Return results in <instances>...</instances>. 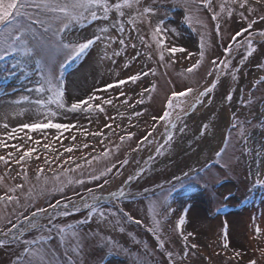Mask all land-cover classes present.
I'll return each instance as SVG.
<instances>
[{"label":"rangeland","instance_id":"obj_1","mask_svg":"<svg viewBox=\"0 0 264 264\" xmlns=\"http://www.w3.org/2000/svg\"><path fill=\"white\" fill-rule=\"evenodd\" d=\"M111 2L115 3L116 0ZM199 2L200 0H140L139 9L142 11L145 7L152 8L153 14L139 16L135 7L125 8L124 17H119L113 11L109 13L110 19L104 20L103 13L98 12L100 18L97 20L92 21L89 17L79 24H72L65 31V42L80 43L93 39L94 36L101 38L59 80L64 88V101L70 106L89 96H98L100 100L89 102L93 105L101 104L105 111L59 115L53 118L54 122L76 125L75 128L62 130L60 133L54 129L31 133L25 129L24 132L16 133L19 137H25V133H28L33 140L41 139L42 143H50L57 152H63V148L70 145L79 147L72 153H64L58 160H55L56 153L46 152L41 146L38 153L23 166L14 162L8 165L0 162V177L3 178L0 181V196L8 194L18 199V203L0 202V232L3 234L11 228L8 221L17 225L9 236L1 237L8 240H3L4 243L0 245V264H29L30 260L31 264H248L250 260H255L256 264H264V255L261 254L264 239L255 238V227L263 219L260 207H249L246 223L241 218L243 209L237 210L240 228L231 216H216L211 209L212 205L220 201L222 194H230L227 202L234 203L248 189L257 187L254 185L257 172L264 178V37L259 35L264 32V20L260 19L264 16V3L248 0V5L243 9L238 5H231L233 11L229 17L227 11H221L223 0H212L211 9L201 7ZM179 4L187 11L179 7ZM248 8L254 10L249 11ZM241 12L244 14L243 18L240 16ZM214 14L217 15L215 20L212 19ZM130 17H136L135 24L129 23ZM120 20L123 21V32L119 27L113 26ZM253 20L255 23L252 28L233 42L231 37L247 28L248 23ZM160 21H163L164 32L154 37L153 32ZM213 24L220 26L218 38L212 33ZM58 26L54 25V28ZM105 27L108 32L102 33L101 29ZM37 32L39 35L43 33V29L37 26ZM43 35V41L34 42L37 48L35 56L25 62V57L18 55L8 63L10 71L0 68L2 80H9V83L0 84L2 138L7 139L4 134L13 128L18 129L25 123L45 119L42 115L38 117L37 112H46L47 109L39 108L35 101H47L51 93H37L29 89L38 85L41 72L47 68H51L56 74L59 63L68 52L54 46L52 32ZM162 38L166 46L186 48L187 52L192 53L191 58L186 59V53L170 56L165 50V60L161 62V48L156 40ZM202 38L207 56L204 53L205 60L197 69L188 73L186 69L200 59ZM249 38L255 49L250 56L245 47V41ZM121 39L125 44L119 43ZM229 44L233 45L231 55L224 52ZM213 60H217L216 65L212 64ZM220 60H229L231 63L228 68H224L219 64ZM13 64L18 66L13 69ZM137 73L148 75H141L135 83L128 81L124 85L106 88L109 84L127 80ZM213 80L215 88L200 97L192 110L183 112L184 107L191 105L190 98L179 100L178 107L167 108L166 111L172 113L170 120L175 128L167 121L153 119L163 114L164 99L169 91L189 86L194 92ZM253 85H256V90L251 89ZM153 87L155 90H152ZM121 92L126 93V96H120ZM142 92L143 97L140 95ZM229 94L231 101L226 99ZM24 97L28 99L24 100ZM141 98L144 102L137 103ZM104 99H111L113 103L102 104ZM124 99L135 107L122 103ZM225 108L229 116L225 120L226 124L220 128V113ZM48 109L64 112L57 109L55 104L48 105ZM136 112L141 115H134ZM204 121H210V125L207 123V130L201 128L199 132ZM232 121H235L234 128L230 131L220 159L216 165L206 167L216 159L217 151L224 143L226 129ZM4 124L8 125L7 129L3 127ZM105 124L111 125V128H106ZM101 130L102 136L82 134ZM150 132L151 136L137 151L127 152L132 141L139 143ZM128 133L135 135L130 140L125 138L121 141L120 137H126ZM169 133L172 140L165 143ZM56 136H60V140H55ZM72 136L76 137L75 141L71 140ZM7 142L25 143L26 138ZM85 143L89 144L88 148L82 147ZM157 148H160L159 154ZM8 151L12 149L0 148V155H6ZM105 151L110 153L107 157L101 155ZM36 155L40 158L36 159ZM123 155H127L125 159L129 161L126 165L123 164ZM69 156L82 167L68 171L65 175V170L75 168V163H63ZM45 157L55 162L46 164ZM87 160H91L90 165ZM116 160L121 161L116 163ZM113 164L116 167L106 177L101 176L99 180L90 178L92 175H100ZM39 169H43V172L37 179ZM25 171L27 180L24 179ZM193 171L201 172L195 177L196 180H187ZM54 173L59 174V181L55 180ZM129 176L132 180L125 184ZM105 179L108 184L101 189L99 185ZM69 180L72 182L69 183ZM77 180H82L83 183H76ZM227 180V184L218 188ZM188 182L202 183L203 191L193 194H181L178 191L169 202L161 200V195L166 190ZM16 185L23 187L15 192L8 191ZM89 189H92V193ZM119 189H123V196H109L110 192ZM127 192L133 196L130 197ZM150 192H156V195L145 199L144 196ZM92 194L103 196L109 203H92ZM51 200H54L51 205H56L59 201V206L55 209L48 206L47 213L36 217L38 223L47 225L49 218L55 217L53 223L56 225L75 227L63 234L53 228L50 233L54 237L50 243L31 245L26 239L15 243L16 237L34 229L28 226L24 217L18 221L15 219L27 216L32 210L36 212ZM84 200L102 209L104 217L99 215V211L92 212L91 208H85ZM65 205L68 207L65 208ZM77 208L79 211H76ZM64 211L70 214L58 215ZM182 215L185 216V223L181 226V231H176L175 221L178 223ZM222 218L231 227L227 234L228 249L223 248V236L219 232ZM58 222L61 223L57 224ZM261 229L264 230L262 227ZM188 233L193 235L185 242L182 237ZM192 244H196L197 248L193 249ZM25 248L41 249L43 257H29ZM234 251L241 252V257L234 258ZM168 253H172L171 257Z\"/></svg>","mask_w":264,"mask_h":264},{"label":"snow or ice","instance_id":"obj_2","mask_svg":"<svg viewBox=\"0 0 264 264\" xmlns=\"http://www.w3.org/2000/svg\"><path fill=\"white\" fill-rule=\"evenodd\" d=\"M202 3L211 9L212 0H202ZM256 3H264V0H256ZM140 0H116L115 3L111 2V0H0V61H5L9 57L15 58L18 55H22L25 57V62L27 59H31L33 56L36 55L37 48L35 47L34 42H41L44 40L43 33L52 32V37L55 38L54 46L57 49L65 50L68 52V61L69 63L75 59L78 58L81 54H83L87 49H89L93 44H95L96 40H99L100 36H94L93 39H87L84 42L77 43L75 41L73 42H65L64 40V33L66 30L69 29V27L72 24H79L85 20H88L89 17L92 21L97 20L100 18L98 16V12L103 13V19L109 20L110 16L109 13L115 11V13L118 14L119 17L125 16L124 9H132L136 8L139 16H147L150 14H153V9L149 7H145L142 11L139 9ZM231 5H238L239 8L243 9L248 5V0H223V2L220 5L221 11H227L228 16L230 17L232 15L233 9L231 8ZM249 11H253L254 9L248 8ZM240 16L243 18L244 14L243 12L240 13ZM41 17H44L42 19ZM212 19H217V15L214 14ZM261 20H264V16L260 17ZM136 17H130L129 23L135 24ZM255 21H250L248 23L247 28H243L241 31H238L231 37L233 42L237 41L238 37H242L244 33L248 32L249 29L252 28ZM54 25H59L58 27L54 28ZM37 26L39 28L43 29V33H40L38 35L37 32ZM114 27H119V30L121 32L124 31L123 21L120 20L118 24H114ZM217 33H219L220 26L217 24ZM102 33H107L108 28H102ZM164 32L163 28V21H160L153 32V36H157L160 33ZM261 37H264V32L259 33ZM247 44V55H252L253 51L255 50L252 47L251 39L249 38L247 41H245ZM121 45L125 44V41L121 39L119 41ZM157 45L160 46L161 51L159 52V60L163 62L165 60V50L170 54V56H175L176 53H186L185 58L190 59L192 56V53L187 52V49L184 47H178L176 45L166 46L164 43V39H158L156 40ZM135 47V45H133ZM204 43L203 38L201 39V51L199 53L200 59L196 60L194 64H192L191 67L187 68L186 71L188 73H191L194 71V69H197L200 64L203 61L204 58V51H203ZM233 51V45L229 44L225 49L224 52L231 55ZM116 55H119V53H115ZM172 63H175V60H172ZM229 60H220L219 64L222 65L224 68H228L230 65ZM213 65L217 64V60L212 61ZM18 64H13L11 68H16ZM64 68V65H61V69ZM5 71H10V69L7 68V66L4 69ZM217 72L220 71L219 67H217ZM154 74V72H153ZM141 75L146 76L148 73H137L135 75H131L127 78V80H119L115 84H109L106 86V88H112L117 87L120 85L126 84L128 81L135 83L137 80L140 79ZM209 75H212L211 72H209ZM235 75H233V79H235ZM264 79V78H262ZM259 83V81L257 82ZM215 83L211 85V87L205 88L203 91L199 92L198 98L205 96L207 93L211 92L215 88ZM36 91L37 93H43L45 91L51 93V95L48 96L47 101L44 99H38L35 101V104L39 108L47 109L46 112H37V116H44V120H37L32 123H25L22 126H20L18 129L13 128L10 132H6L4 136L7 137V139L0 137V148L4 149H12V151H8L6 155H0V162H2L5 165H8L10 162H14L15 164L23 166L28 161H30L34 154L38 153L39 147H43V149L47 151H51L56 153L55 160H58L60 156H62L64 153H72L75 150H78L79 146L76 145H70L63 148V152H57V150L50 144V143H42L41 139L33 140V137L29 135L28 133L31 132H37V131H43L47 129H54L57 133H60L63 131H68L69 129L75 128L76 125L74 124H65L60 122H54L55 117L59 115H66L67 113H76V112H93L98 111L103 113L105 111L104 107L101 104H95L93 105L89 101L92 100H100L101 98L98 96H89L87 99H83L77 102L72 103L70 106H68L64 101V88L62 86V83L57 80L54 72L51 68H47L46 71L41 72V79L38 85L34 89H29V91ZM152 90H155L154 87ZM144 91H147L145 89ZM193 92V89L188 88L185 89L182 92H173L171 96L168 98L167 102V108L173 109L175 107H178V101L180 97H187L190 93ZM141 97H143V92L140 93ZM120 96H126V93L121 92ZM197 98V99H198ZM24 100H27L28 97H24ZM226 99L228 101H231L232 97L229 94ZM144 101L141 98L137 101V103L142 104ZM113 101L111 99H104L102 100V104H112ZM124 104H128V100L124 99L122 101ZM55 104L57 106V109L64 110L63 113L58 111H53L51 109H48V105ZM128 107H135V105L128 104ZM190 107H195V104L190 105ZM183 110V109H182ZM136 116H140V112L134 113ZM172 115L171 112L165 111L163 114L159 117H153L154 120L159 119L162 121H167L169 124H171L170 116ZM173 128H175L174 124H171ZM3 127L5 129L8 128L7 124H4ZM106 128H111V125L105 124ZM27 129L28 133H25V137H19L16 135L17 132H24V130ZM183 131V129H181ZM83 135H93V136H102L103 131H98L94 133H82ZM135 133H128L127 136H121V141H124L125 138L131 139L132 136H134ZM241 135H243V129H241ZM151 136V132L148 133L147 136L143 137V139L137 144V148L133 149V151H137L141 144L144 141L148 140V137ZM25 143H8L7 141L11 140H25ZM46 139V137H44ZM55 140H60V136H56L54 138ZM72 141L76 140L75 136L71 137ZM172 140V135L169 133L167 136V140L165 143H169ZM30 142V143H28ZM61 143H63L61 141ZM34 145V146H33ZM83 148H88L89 144L85 143L82 145ZM160 147H163L161 145ZM157 153H160V148L156 149ZM109 151L103 152L101 155L103 157H107L109 155ZM221 153H217V155H220ZM14 158V159H13ZM36 159H39V155H36ZM93 159H97V157H93ZM151 159V157H150ZM55 162L49 161L47 157H45V163L49 164ZM69 162L75 163V161L72 160V157L69 156L68 159L64 160L63 163L67 164ZM89 165L91 164V160L86 161ZM128 160L125 159L123 161V164H128ZM62 167V165H61ZM82 165L79 163H75V168L67 169L65 170V175L68 171H75L76 169L81 168ZM116 165L113 164L111 167L106 168L103 172L100 173V175H92L90 178L92 180H99L101 176H107L109 173L112 172L113 168H115ZM43 172V169H39L37 172V179H39L40 174ZM119 174V173H118ZM55 180L59 181V174L54 173ZM2 177H0V181H2ZM24 179L27 180V174L25 171ZM132 180V177L129 176L128 180L125 181V184L129 183ZM72 181L69 180V183ZM45 183H47V179L45 180ZM76 183H83L82 180H77ZM108 184V180L105 179L104 183L102 185H99L101 189H103L104 185ZM255 186H259L264 188V178L261 177V174L257 172L255 181ZM22 185H16L14 188H10L9 192H15L17 189H21ZM162 187V186H161ZM63 190L62 188L60 189ZM147 191V189L145 190ZM89 192L92 193V189H89ZM124 195L123 189H119L115 192H110L109 196L112 198H118ZM90 199L96 204L100 202V200L103 199V196H97L95 194H92L90 196ZM12 202L16 201L18 203L17 197L13 195H3L0 196V202ZM167 203V201H165ZM60 202L57 201L56 205H50L53 209L57 208L59 206ZM83 206L85 208H91L92 212L99 211V215L101 217H104V211L102 209H98L95 204L90 205L87 200H84ZM68 206L65 205V208ZM76 211H79V208L76 209ZM169 211H174L172 209H169ZM41 213H47V209L40 208L37 209L36 212H33L31 214V217L25 216L24 220L28 222V226L30 228L34 229H47L49 232L52 231L53 228L57 229L61 234L65 233L68 229L72 228V225H68L66 228L61 227L59 225H56L53 223L55 217H51L48 220L47 225L39 224L36 220V217L39 216ZM70 213L68 211H64L61 213H58V215H69ZM127 215V214H125ZM2 219V218H0ZM8 223L11 224V228L8 229L7 232H3L4 236H9L14 229L17 228V225L14 223H11V221H8ZM139 223V221H137ZM159 223L158 221L156 222ZM185 223V216H180L178 220L177 227H181ZM51 225V227H49ZM75 235V234H73ZM192 233H188L187 235H184L182 238L185 242L188 241L189 236H192ZM15 239V237H12ZM255 238L256 239H264V230L261 229V227L256 226L255 227ZM223 248L228 249L229 248V242H228V236L227 231H225V234L223 236ZM4 243L3 240H0V245ZM27 243V242H25ZM32 243H37L36 241H33ZM191 247L193 249L197 248L196 244H192ZM25 253L29 255V257H35V258H42L43 252L41 249H30L25 248ZM261 254L264 255V249H261ZM169 257H171L172 253H168ZM241 252L234 251L233 256L234 258H240ZM29 264H31V260L29 261ZM248 264H256L255 260H250Z\"/></svg>","mask_w":264,"mask_h":264},{"label":"bare ground","instance_id":"obj_3","mask_svg":"<svg viewBox=\"0 0 264 264\" xmlns=\"http://www.w3.org/2000/svg\"><path fill=\"white\" fill-rule=\"evenodd\" d=\"M91 51V50H90ZM215 80H213V81H211V82H207V83H205V85L201 88V89H198V90H196L194 93H191V94H189L187 97H185V98H182L180 101H184L186 98H190L191 99V105H193L194 103H195V101H197L199 98H198V94H199V92H201V91H203L205 88H207V86H211L212 84H213V82H214ZM198 98V99H197ZM195 100V101H194ZM199 101V100H198ZM193 102V103H192ZM193 109V107H190V105H188V106H186V107H184V113L185 112H187V111H189V110H192ZM211 110L212 109H210V112H211ZM223 114V115H222ZM210 115V114H209ZM229 116V113H228V110H227V108H225L221 113H220V117H222V122H221V125H220V128L224 125V123H225V120H226V118ZM207 123H209V125H210V121H204V122H202V127H200V129H198V131L200 132L201 131V128H202V130H203V128L205 129V130H207V128H208V126H207ZM260 164H261V162H260ZM248 212H247V209L246 208H244V212H243V214L241 215V218H242V222L244 223H246L247 222V218H248ZM228 216H231L232 218H233V221H234V223L236 224V225H239L238 227L240 228L241 227V224L239 223V215H238V213L237 212H234V213H229L228 214ZM261 224H262V228H264V212H263V219L261 220ZM207 225V224H206ZM228 229H231V227H229Z\"/></svg>","mask_w":264,"mask_h":264}]
</instances>
